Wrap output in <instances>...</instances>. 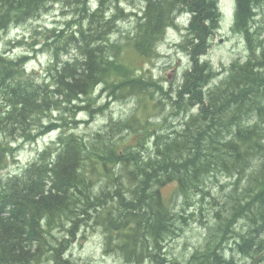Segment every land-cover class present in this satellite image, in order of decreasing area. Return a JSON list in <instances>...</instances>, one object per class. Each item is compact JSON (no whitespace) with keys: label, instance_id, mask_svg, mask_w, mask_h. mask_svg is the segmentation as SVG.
Instances as JSON below:
<instances>
[{"label":"trees","instance_id":"1","mask_svg":"<svg viewBox=\"0 0 264 264\" xmlns=\"http://www.w3.org/2000/svg\"><path fill=\"white\" fill-rule=\"evenodd\" d=\"M143 1L140 13L131 14L138 16L134 46L145 56L155 54V46L168 27L177 24L180 13L190 15L184 34L193 65L174 92L152 79L131 76L110 56V45L105 43L119 23L117 12L111 9L119 10L121 0L97 1L95 9L87 0H0V35L56 4L80 17L72 34L48 35L56 45L51 49L56 63L55 74L49 70L45 81L28 75L22 66L27 56L0 54L3 135H29V124L40 125L38 117L57 103L61 106L65 101L71 115L79 109L90 110L91 103L81 105L79 100L87 102L98 83L109 84L113 74L121 77L116 87L124 99L136 91L139 97L150 96L155 107L157 101L164 102L171 115L181 114L178 127L170 123L168 114L162 125L153 127L149 116L143 119L134 113L87 136L70 133L51 164L0 174V264H31L50 253L63 264V244L55 242L52 232L56 225L73 239L94 222H101L108 234L133 232L119 240L127 249L118 252V257L136 263L140 252L154 263L155 244L162 251V239L174 232L171 226L177 214L169 213L161 196L162 187L174 180L181 194L195 190L199 212L202 204L220 205L229 223L243 217L252 222L250 230L255 227L264 234V0H236L233 28L245 38L250 57L233 64L229 77L214 83L210 78L216 72L206 68L207 60L200 64L197 56L205 54L203 42L213 37L221 19L218 0ZM110 2L113 6L107 7ZM74 3L78 11L68 8ZM50 43H45V49ZM73 48L78 55L72 61L58 55V50L70 53ZM158 94L164 101L157 99ZM195 107L198 110L192 112ZM148 131L150 143L144 138ZM120 138L127 140L120 143ZM92 171L103 173L106 180L88 174ZM231 246L243 256L255 258L261 253L264 258V236L262 242L251 245L234 237ZM205 255L198 256V264H220L223 259L221 252Z\"/></svg>","mask_w":264,"mask_h":264},{"label":"rangeland","instance_id":"2","mask_svg":"<svg viewBox=\"0 0 264 264\" xmlns=\"http://www.w3.org/2000/svg\"><path fill=\"white\" fill-rule=\"evenodd\" d=\"M87 1L89 6H93L100 0ZM235 1L220 0L221 19L217 23L213 37L208 36L203 42L206 46L205 54L200 57L197 56V61L200 64L203 63L202 61L207 60L205 61L207 62L206 68L212 73L217 69L220 70L210 78L212 80L210 83H214L221 77L228 78L233 64H240L250 57L245 38L240 31L233 28ZM132 3L131 0H121L119 10L111 9L117 12L116 18L119 23L118 26L112 27L111 36L105 43L110 45V56L115 57L113 58L114 61L120 63L123 71H130L131 76L136 78L141 76V74L146 77L152 76L161 85L164 84L163 87L171 88V91L174 92L176 87L184 80L185 70L190 69L193 65V60L186 52L187 38L184 34L190 15L180 13L178 24L170 26L166 30L164 37L155 46V55L147 57L143 56L134 46V40L137 37L135 34L138 16L131 14L132 12L140 13L141 9L139 7L142 6V0H135L138 5ZM111 6H113V2L107 5V7ZM77 7L78 4L73 7L68 6V8H73L75 11L79 9ZM79 19L80 17L71 15L70 11L64 9L62 5H54L46 14L39 18L32 19L20 27L13 26L8 29L7 33L0 36V50L10 49L11 53L16 56L23 55L27 50H32L33 46L39 47L40 41L44 39L43 36L54 34L56 30L60 29L63 31V35L72 34L77 28L74 23ZM18 40L21 41L15 44ZM53 47L55 46L49 45L45 50L38 49L32 55L28 64V74L31 75V72L36 73V80H43L48 74V70H50L55 58L54 52L51 53ZM58 55L60 57L63 55V60L69 58L65 50H58ZM109 77L111 78L109 84H100L95 92L93 91L94 93L91 94L92 97H87V102L82 100L80 103L81 105H86L88 102L92 104L93 100L90 98L100 95L97 101L105 98L104 103L108 102L109 106L97 112L92 110L81 111L79 109L69 124L68 128L71 133L87 136L91 132L99 130L106 123L111 124L112 121H117L120 118L132 117L141 106L145 112L139 111L138 114L143 117L150 114L152 116L151 120L155 123L153 127L154 125H162L163 117L167 114L168 118H171L170 123L175 124L176 127L179 126L181 114L180 116L171 115L163 102L159 103V106L155 109V101L151 100L150 96L140 95L139 98H136V95L131 92L130 100H124L123 96L116 97V85L120 82L121 77H116L114 74ZM203 87L206 88V86ZM128 93L130 92H125L127 96L130 95ZM109 99L111 101H108ZM157 99L164 101L161 94L157 95ZM62 103L61 106L57 103L52 110L42 115V117L48 118L57 113H68L65 110L66 104ZM77 104L79 105L78 102ZM197 110L198 107H195L192 112ZM115 125L118 127V124ZM117 127H115L116 132L119 131ZM151 135L152 133L148 131L144 137L149 143ZM54 136L55 134L52 135V137ZM50 138L48 136L39 143L25 145V148L17 154L16 160L11 159L9 166L4 162V155L1 156L0 167H2V170H0V174L8 176L11 173H22L25 168L21 166L27 164L35 156L36 147L44 145ZM126 140L125 138H120V143ZM93 173H96L93 175L94 177L101 178L103 182L106 180L103 173H98V171L88 172L90 175ZM221 180L225 181L226 179L223 177ZM179 188V184L174 180L168 182L161 190V196L167 210L169 213L175 212L177 216L175 217V226H171V231L174 230L173 235L162 239L163 250H157L155 244V249L153 250V254L156 257L155 264L163 262L165 264H198L197 258L199 255L214 252L222 253L223 259H221L220 264H237L241 254L239 249H235L234 252L231 250L234 237L244 241L246 245H251L252 242H262L263 236L258 233L259 231L250 230L252 222L248 221V219L242 217L233 223H229L224 216V208L212 203L202 204L201 212H199L200 206L196 204L197 195L195 190L189 191L187 194H181ZM207 202L209 201L207 200ZM68 223L65 222L64 225ZM91 224V228L84 227L73 239H71L73 236L68 237L66 235V231L60 228V224L56 225L58 228L52 232L57 237L55 242L63 244L61 256L63 264H129L124 258L110 255V253L127 249V244L119 240L131 236L133 232L127 230L108 234L101 222ZM82 226H79V230ZM220 242L223 243L222 247ZM51 255L52 253L41 256L42 260H36L33 264H58L55 260H52ZM137 255H139V260L130 264H152L150 259L142 258L140 252ZM216 257L219 259V256ZM260 264H264V261L260 262Z\"/></svg>","mask_w":264,"mask_h":264},{"label":"bare ground","instance_id":"3","mask_svg":"<svg viewBox=\"0 0 264 264\" xmlns=\"http://www.w3.org/2000/svg\"><path fill=\"white\" fill-rule=\"evenodd\" d=\"M237 1H235V3H236ZM97 3V2H96ZM95 3V4H96ZM234 3V4H235ZM93 5V8L95 9L96 7H97V5ZM56 5H58V4H56ZM60 5H62V4H60ZM54 6V5H53ZM52 6V7H53ZM63 6V8L64 9H67L64 5H62ZM69 10V9H68ZM49 11V10H48ZM48 11H45V12H43L41 15H39L38 17H36L35 19H37V18H39L40 16H42V15H44V14H46ZM70 11V10H69ZM236 11V10H235ZM183 13H186V14H188L186 11H184ZM71 14V13H70ZM65 15V14H64ZM178 19H179V15L177 16V19H176V23L178 24ZM227 19V18H226ZM176 24V25H177ZM188 24V23H187ZM23 24H20V25H15V24H13V25H11V27H13V26H15V27H20V26H22ZM187 26V25H186ZM10 27V28H11ZM9 28V29H10ZM169 28V27H168ZM221 28V27H220ZM33 30V29H32ZM57 31V30H56ZM8 32V30L7 31H5V32H3L2 34H4V33H7ZM1 34V35H2ZM43 34V33H42ZM169 34V33H168ZM0 35V36H1ZM170 35V34H169ZM170 39V38H169ZM108 41V40H107ZM107 43V42H106ZM159 43V42H158ZM157 43V44H158ZM23 46V45H22ZM50 46H56L55 45V42H51L50 43ZM157 46V45H156ZM25 54L26 53H24L23 55H18V56H25ZM76 54L78 55V53H77V50L75 49V48H73L72 50H71V52L70 53H68V52H66V55H68L69 56V58L68 59H64V61H66V60H70V61H72V59L76 56ZM153 55H155V54H152V56ZM159 55V54H158ZM17 56V57H18ZM143 56H145V55H143ZM151 56V55H150ZM150 56H147V57H150ZM160 56V55H159ZM111 57H113V56H111ZM113 58H115V57H113ZM31 60V59H30ZM29 60V61H30ZM114 60V59H113ZM116 62V61H115ZM55 63H56V59L54 58L53 59V64L51 65V68H50V71H51V73L52 74H55V72H54V67H55ZM118 63V62H117ZM28 64H29V62L27 63V64H25V65H23L24 66V68H26V71H27V73H28V71H29V69H28ZM49 71V70H48ZM31 73H33V74H35L36 75V73H34V72H31ZM45 73V72H44ZM29 75V74H28ZM32 76V75H31ZM38 76V75H37ZM141 76H143V77H146L145 75H142L141 74ZM46 77H48L49 78V75L47 74L46 76H45V78L44 79H46ZM53 77V76H52ZM51 77V78H52ZM146 78H148V79H152V81H154V82H157V83H159L160 84V82L159 81H157V80H154L153 79V77L152 76H148V77H146ZM43 79V80H44ZM45 81V80H44ZM46 82H48L49 83V79L46 81ZM100 84H102V82H100V83H98V86L100 85ZM98 86H96V88L98 87ZM163 86V85H162ZM96 88L94 89V92H95V90H96ZM94 92H92L91 94H93ZM135 95H136V98H139V96L137 95L138 93H136V91H134L133 92ZM140 95V94H139ZM144 95V94H143ZM91 96V95H90ZM146 96H148V95H146ZM92 97V96H91ZM62 99V98H61ZM82 101V99L81 100H79V102H81ZM164 103V102H163ZM254 103V102H253ZM64 104H66V102L64 101ZM76 104H77V102H76ZM57 105V104H56ZM56 105H54L50 110H52ZM78 105V104H77ZM159 106V103H158V101H157V106L155 107V109L157 108ZM50 110H47L45 113H47L48 111H50ZM81 111L83 110V109H80ZM44 113V114H45ZM43 114V115H44ZM42 117V116H41ZM43 118V117H42ZM106 124H109V123H106ZM82 137V136H81ZM0 170H2V167H0ZM11 174H15V173H11ZM10 175V174H9ZM246 219V218H245ZM181 228V227H180ZM258 230H257V228H254V232H257ZM86 235V234H85ZM260 235H262V234H260ZM262 236H264V234L262 235ZM42 237V236H41ZM166 237V236H165ZM192 239V238H191ZM45 241V240H44ZM173 242V241H172ZM42 245V244H41ZM47 246V245H46ZM188 248V247H187ZM43 249V248H42ZM93 249V248H92ZM163 250V249H162ZM188 253V252H187ZM157 256V255H156ZM167 257V256H166ZM87 259V258H86ZM166 259V258H165ZM36 260L38 261V260H42V258H40V257H38V258H36L35 260H33L32 261V263L31 264H33V263H35L36 262ZM52 260H55L54 258H52ZM56 261V260H55ZM29 262V261H28ZM87 262H90V261H87ZM96 263V262H95ZM59 264V263H58Z\"/></svg>","mask_w":264,"mask_h":264}]
</instances>
